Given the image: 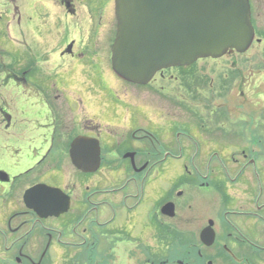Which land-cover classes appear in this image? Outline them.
Masks as SVG:
<instances>
[{"label":"flooded vegetation","instance_id":"flooded-vegetation-1","mask_svg":"<svg viewBox=\"0 0 264 264\" xmlns=\"http://www.w3.org/2000/svg\"><path fill=\"white\" fill-rule=\"evenodd\" d=\"M248 1L249 50L257 47L262 61L248 64L247 79L236 62L217 74L171 68L146 86L113 72L125 93L86 95L84 106L96 101L100 115L83 120L72 139L71 115L60 116L58 102L54 113L29 81L69 76L79 86L81 70L84 86L105 83L110 73L99 75L112 67L115 0H46L47 17L30 9L24 30L9 25L0 41L2 102L18 85L46 124L32 132L43 136V152L16 147L23 139L11 143L16 157L0 158V264H264V0ZM152 85L154 94L127 93ZM34 100L39 107H29ZM1 113L0 130L9 131L10 112ZM78 138L86 166L77 168ZM38 186L54 191L37 198L36 211L25 200Z\"/></svg>","mask_w":264,"mask_h":264},{"label":"water","instance_id":"water-1","mask_svg":"<svg viewBox=\"0 0 264 264\" xmlns=\"http://www.w3.org/2000/svg\"><path fill=\"white\" fill-rule=\"evenodd\" d=\"M248 4V0H115L113 72L128 83L146 86L167 69L246 53L255 38ZM82 141L76 139L71 149L77 168L81 163L86 166L76 154ZM53 191L35 187L25 201L38 211L37 198Z\"/></svg>","mask_w":264,"mask_h":264},{"label":"rangeland","instance_id":"rangeland-1","mask_svg":"<svg viewBox=\"0 0 264 264\" xmlns=\"http://www.w3.org/2000/svg\"><path fill=\"white\" fill-rule=\"evenodd\" d=\"M27 2V0H0V41H3L4 39L7 40L10 32L9 25L15 27L16 30H24V25L26 19L30 17V13L26 14L27 11L30 9H35V12L37 15H42V17L46 16L51 12V8H49L48 13H46V0H37L39 4H35L30 8L28 4L26 6H23L24 2ZM29 3L32 5V0H28ZM30 5V6H31ZM53 8V7H52ZM20 13L21 15V25L18 27V19L19 17H16L15 15ZM18 16V15H17ZM16 17V18H15ZM15 20V23L13 24V21ZM61 23L65 22L64 15L60 17ZM70 21V20H69ZM71 23V21H70ZM2 49V46L0 47ZM257 47L253 46L251 50H249L247 53L243 55L233 54L230 56L222 57L219 60H201L196 65H192L194 69L201 68V72L205 73H216L219 72V69H216L221 66H228L231 63L236 62L238 63L237 68L244 74L243 77L247 79L249 77V72H252V69H250V63L262 61V58L260 54L256 51ZM18 55L20 52L17 53ZM95 55V54H93ZM29 60V59H28ZM68 61V59H67ZM64 60V64L67 62ZM58 60L53 58L52 65H48L50 68L51 73H55V65H58ZM210 62H215L216 64L210 65ZM108 63V62H107ZM68 66L65 64L64 71L66 67ZM225 67V66H224ZM253 67V66H252ZM95 67H91V69H94ZM191 68V67H190ZM109 69V70H108ZM94 70H97L95 68ZM108 71L111 75V79L107 78L106 82L95 81L92 82L90 80V83L87 84L88 86H84L83 83L86 82L85 75L81 74V70L79 71V80L80 83L79 86L74 85L76 84V77H72L69 79V76H65V79L61 81L60 79L52 78V77H46L43 78L44 80L38 85V81L36 79L31 78L29 81L34 87H42L43 91L40 92L43 94L44 99L48 101V103L53 108V112L55 113V110L59 109L57 106V102L60 103V116L64 114L71 115L72 117V133H71V139L72 137H75L76 135H80L83 133L82 130V122L83 120H89L91 121L94 117V115H100L98 105H96V101H91L89 105L84 106L83 101H85L86 95H90L89 99H94L99 95H105L108 98H114L117 99L121 97L125 93V90L123 89L122 85H118L116 83V75L113 73L112 67L105 65V70L102 71V75H99V77H106V74H104ZM169 70V69H167ZM93 71V70H92ZM210 71V72H209ZM73 72H76L75 70ZM202 74V73H201ZM97 75V73H96ZM206 75V74H204ZM98 77V75H97ZM207 77V75H206ZM40 81V80H39ZM17 87L11 88L10 91L7 92L8 95V102L10 105L7 106L5 102H2V99H7L5 96H0V118H2L3 110L5 112H10L9 117L12 119V125L9 131L5 130V126L2 130H0V158L3 157H14L12 155V152H15V157L17 155L18 150L15 149L14 145L11 146V143H14L15 141L23 140L22 142L24 145H17L16 147H22V148H31L32 150H36L37 152H40L41 148H43V145L41 144L43 141V136L40 134H33L34 128L40 129L41 127H45L46 121L43 120V118L39 119V115L33 113V111L30 108H27L28 105L21 99L18 95H20L22 90L18 89ZM31 87V86H29ZM30 89V88H29ZM155 90V86L152 85L150 87H127V93H133L136 95L139 94H154L153 91ZM1 92V90H0ZM34 94L38 93L39 91H32ZM93 95V96H92ZM14 100H10L13 99ZM58 98V99H57ZM40 102L37 100H34L31 102V106L37 108L39 107ZM86 104V103H85ZM39 119V120H36ZM57 142V141H56ZM58 144L55 143V147H57ZM60 146V145H59ZM43 152V150H41ZM23 154V153H22ZM42 154V153H40ZM161 252L163 249H160ZM58 264H64L63 262Z\"/></svg>","mask_w":264,"mask_h":264}]
</instances>
